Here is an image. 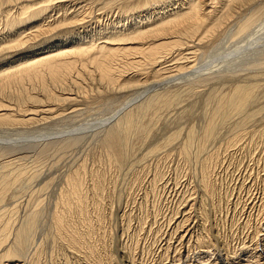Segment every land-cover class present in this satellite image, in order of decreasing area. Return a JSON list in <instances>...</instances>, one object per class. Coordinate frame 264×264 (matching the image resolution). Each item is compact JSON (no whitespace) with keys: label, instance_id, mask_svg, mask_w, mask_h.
<instances>
[{"label":"rangeland","instance_id":"obj_1","mask_svg":"<svg viewBox=\"0 0 264 264\" xmlns=\"http://www.w3.org/2000/svg\"><path fill=\"white\" fill-rule=\"evenodd\" d=\"M66 1L70 2L67 7ZM66 1L56 4L62 11L57 12L55 9L56 11L51 14L54 17L51 19H56L57 15L62 18L66 13H70L72 4L80 3L74 7L83 13L81 15L86 19L84 21L88 27L84 24V27L77 29L78 32L88 31L93 26L98 28L96 25L99 23H102L99 29H103L106 25L116 24L118 21L123 26L133 22L131 19L134 17L125 11L127 6L136 5L129 3L132 0L120 4L121 7L114 1L108 4L104 0ZM104 6L106 9H103ZM13 7L11 14L14 15L18 8ZM250 7L236 9L231 14L234 21L230 18L226 26L227 31L213 42V48L208 44L201 47L194 45L196 47L193 49L197 50L198 56L196 63H193L194 69L188 73L179 70L181 72L176 76L158 78L157 81L151 79L147 70L143 71V67L137 69L140 67L136 68L133 65L130 66L131 71L128 69L126 72L128 65L125 68V60L118 58L114 61V67H118L123 75L120 83L125 79L131 82L128 78H133V81L139 79L145 81L142 87L134 88L129 85L128 89H123L99 81L97 69L89 63H85L87 69L85 67L84 69V65L78 62L79 65L77 63L74 65L77 72L71 75L74 78L71 77L66 82L54 84L45 78L46 91L50 94L52 91L54 96L59 95L58 97L70 100L64 103L57 102L52 106L54 110L52 119L21 128L0 125V177L2 173L9 172L12 182L0 204L2 205L0 210L4 209V215L7 212L3 216L4 220L7 221L11 217L14 225L18 224L19 227L27 214L38 213L37 227L33 231L34 234H31L35 237L34 239L32 236L29 237L31 240L29 239L30 242L27 243L26 259L22 264H89L91 260L85 256L86 250L70 248L68 238L71 233L76 232L85 237L84 246L92 245L101 259L106 260L110 257L113 264H130L131 260H134L135 264H157L162 253L160 249L156 250V246L163 245L164 241L161 243L163 239H169L170 229L176 224L172 222L169 225L170 219L179 206L177 199L172 201L167 196L162 181L170 179L184 182L190 192L194 191L193 197L197 201L196 196H201L199 181L205 168H208L210 180L215 187L214 196L203 198V202H206L204 210L207 217L210 216L208 219L210 223L212 222L213 226L217 224L219 228L217 230L216 227L217 232L220 231L225 237L224 241L229 243L230 249L236 246V240L247 241L253 237L255 221L248 225L249 228L243 229L240 224V214L245 212L242 206L248 204L243 196L245 191L242 192L243 190H238L239 188L236 189L233 185L236 184L238 176L239 178L242 176L245 183L252 177L254 178L252 190L258 192L264 190L262 170L264 137L261 141L257 138L256 132L264 125V0H255ZM118 12L122 13L121 16ZM252 12H256L257 16L254 26L252 25L247 33L236 34L235 23L242 22ZM81 15L79 19L82 18ZM3 18H0L1 23ZM51 19L47 22H52ZM95 20L99 23H95ZM53 24L55 31L51 30L47 34L49 38L46 40L36 38V44L40 47L47 46L60 37L65 38L67 29L57 27V22ZM133 68L146 78L143 76L141 78ZM34 83L25 81L23 84L25 91L34 97L37 96L38 100H45L40 86H37L39 83L36 81ZM237 85L253 88L250 101L243 107L241 113L228 112L231 115L222 118L223 113L216 109ZM18 91H20L18 86L8 88L4 95L0 93V100L5 102V94H13L10 98L12 101L8 99L6 101L14 103V93ZM149 104L155 107L148 111L145 108ZM129 115L135 119L136 126L139 128L141 126L143 130L133 128L131 132L129 131L120 158L122 160L109 159L108 151L103 144L104 139L108 133L114 131V128H122L123 131L122 125ZM219 115L221 118L216 117ZM237 122L248 127L246 130L248 129L249 134L245 136L247 138L243 137L244 140L240 141L242 146L240 142L234 141L242 132ZM207 125L211 129H208ZM134 129H137L136 132ZM189 133L193 135L189 155H178ZM161 144L166 145L167 147H164L167 149L159 152ZM239 145L242 148H239ZM159 146L161 148L158 149ZM153 148L155 152L157 151L156 154L159 152L157 155L149 153ZM199 148L203 150L200 149V152ZM13 174H21V178L13 182ZM72 175L81 182V191L85 196L83 206L86 208L83 207L82 214L76 209L66 210V204L63 203L68 195V181ZM199 205L198 202L197 207ZM58 213L66 223L63 229H58L54 222ZM179 216L181 214H178L177 222L180 221ZM83 218L91 222L90 235L84 233ZM181 231L178 230L176 235L172 236L174 238L170 244L173 247L179 243ZM29 246L31 247L28 248ZM182 251L186 253L185 247Z\"/></svg>","mask_w":264,"mask_h":264},{"label":"bare ground","instance_id":"obj_2","mask_svg":"<svg viewBox=\"0 0 264 264\" xmlns=\"http://www.w3.org/2000/svg\"><path fill=\"white\" fill-rule=\"evenodd\" d=\"M65 1L66 0H0V16L3 18L4 15L2 23L0 20V27H2V29H0V93L1 95H4L3 93L6 92L8 88L10 89L14 86H18V89L20 90L17 93H14V103L11 102L12 100L10 99L13 97V94H5L6 99L11 101H6L5 99L4 102V100H0L1 126L14 128L29 127L34 126L38 122L52 119V116L54 117L52 106L57 102L64 103L70 100L68 98L58 97L59 95L56 97L52 94V91L51 94L46 91V85L44 83L45 78H48L54 84L66 82L69 78L73 77L71 76L74 74L73 72H77L74 70V65L76 66L75 63L78 64V62L81 65H84L83 68L86 66L85 63H89L97 69V75L100 79L99 81L103 83L105 82L109 86L114 85L115 87H123V89H128L129 85L130 87L132 85L134 88L142 87L145 81H139L140 79L133 81V78H128L131 82L128 80L125 81V79L120 83V79L123 78V75H121V71L118 70V67H114V61L118 58L125 60V68L128 65L126 72L129 71L128 69L131 71L133 65H135V67H140H136L137 69L143 67V71L147 70L151 79L155 80L158 78L163 79V77H174L177 73L179 74V72H181L179 70H184L183 72L188 73L191 69H194L195 65L193 63H196V57L198 56L197 50H194L193 48L197 45L201 47L206 44L209 46L212 45L210 48H213V42L227 31L226 26L229 24V21L231 19L234 21L231 14L234 13L236 9L242 10L244 8H249L252 3H255V0H132V2L129 3L136 5L127 6V8H125V11L128 12L129 16L134 17L131 19V21H133L131 24L123 26L120 25L118 21L116 24L106 25L103 29H99V25L102 23H99L100 20L98 19L99 22L95 20V23H99L96 25L98 28L93 26L95 28L92 27L88 31L85 30L78 32V30L84 27V24L87 23L84 21L86 19L81 15L82 12L75 9L76 5H79L80 3L72 4L73 6L70 13H63L65 15L62 16V18L57 15V17H55L56 19H51L53 16L51 14L56 11L55 9H57V12L62 11V8H59L56 4H62ZM92 1L94 2L97 0ZM104 1H107V4L110 1H114L115 4L120 5L129 0ZM66 2L67 5H65V7L70 4L69 1ZM12 6H17L18 8L14 15L11 14V11L14 10L12 9ZM105 6L102 8L106 9ZM76 10L78 13H76ZM128 14L126 15L128 16ZM80 15L82 18L79 19ZM255 15L256 12H252L249 16L247 15L248 17L242 22H236V29L234 32L238 35L247 33L249 28L256 21L257 16ZM49 19H51L52 22H47ZM91 19L93 20V18ZM55 22L58 24L57 27L60 26L62 29H67V32H65L66 35L64 36L65 38L63 39L60 37L58 40H53L47 46L40 47V45H37V37L46 40L48 37L47 34H49L51 30L55 31V26L54 28L52 27V24ZM44 26L46 28H44ZM86 26L88 27L87 24ZM22 29L24 30L20 31ZM58 30H56V32ZM23 35L24 37H22ZM209 46H207V49ZM130 66L132 67L130 68ZM134 68L133 70H135ZM135 71L138 72L137 70ZM130 73L133 74V72ZM138 73L140 74V71ZM131 76L133 77V75ZM142 76L143 75H141V78L144 77ZM144 78H146V76ZM25 81L28 83H34L35 81L36 83L38 82L39 84L37 86H40L39 89L41 88L40 90L42 91L45 100H38L37 96L34 97L27 94L28 92H26L24 88L25 85L23 86ZM248 87L235 86L230 95L225 98L226 100H224V102L220 104L221 106L216 109L224 114H221L222 118L229 117L231 114L228 112H235L236 114L243 111V107L248 105L253 92V88ZM5 96L1 97L5 98ZM152 107L155 106L149 104L145 109L149 111ZM131 115H129L124 121L122 125L124 128L123 131L122 128H119L121 129L120 131H118L119 129L114 128V131L108 133L107 138L104 139L103 144L108 151L109 159L122 160L120 158L122 157V151L125 147V141H127L125 139L128 137V133H130L133 128H139L136 126L135 119L133 120ZM221 116L219 115L216 117L221 118ZM237 125L240 128L239 130L242 131L237 135L238 138L234 139V141L236 140L238 143L240 141L242 142V140H244L243 137L247 136L249 133L247 132L248 129L246 130V128H248L246 127V124L242 125L237 122ZM262 127V129L259 128L260 130H256L257 138L261 139V141L264 137V125ZM207 128L211 129L209 125H207ZM234 129L236 130L237 128L234 127ZM192 139L193 135L189 133L187 138H185V142L181 146L180 151H178V155H187L190 152ZM241 142L240 145L242 146ZM240 145L239 148H242ZM160 146L158 147V149L161 148L159 152L163 149H167L164 147L166 145L161 144ZM156 149L157 148H155V150ZM200 149L202 148H199V150ZM156 152L153 148L149 153L155 155ZM207 169L208 168L204 169V174L199 181L198 187L200 188L199 191L201 196L195 195L197 201L196 198L193 197L194 191L190 192L184 182L180 183L177 180L170 181V179H164L162 181V186L166 189L167 196L170 197L172 201L177 199L176 202L179 203V206L177 205L178 207L176 208L173 218L170 219L169 225L172 222L176 224H173L174 227L170 229L171 232L169 234V239H163L161 241V243L164 241L163 245L156 246V250H161L160 253H162V256H160V262L157 264H264V190L262 189L263 191L260 192L255 189L252 190L254 184V178L252 179V177L249 179L248 183H245L242 176H240L241 178L238 176L236 184H233L236 189L239 188L238 190H243L242 192L245 191L243 196H245V200L248 202V204L245 203L242 206V208L245 209V212H241L240 214V224L244 229L245 227H248L252 221H255V227L253 229L255 233L253 237L248 238L247 241L241 239L237 242L236 240V246H233L234 248L230 249L228 248L229 243L227 244L226 240L224 241L225 237L220 234V231L217 232L219 229L217 224L215 223V226H213V224H211L212 222L210 223L208 220L210 216L208 215V218L206 211L204 210L206 202H203V198L210 197L215 191V187H213L214 185L211 182L212 180H210V173ZM262 170L264 173V166ZM8 173H2L3 175L0 177V204L3 202L5 192H7L12 183ZM13 175V182L14 180H19L21 178V174ZM68 187V195L66 194L67 196L63 200V203L66 204L65 207H67L66 210L70 211L76 209V211L78 210L82 214L83 207H85L83 206L85 196H83L81 191V182L77 180L76 176L72 175V177L69 178ZM238 193H240V191ZM236 197L238 198V194ZM198 202L200 204L199 207H197ZM1 206L2 205H0V207ZM0 211V262L7 264H22L26 259L25 252L27 249V243L31 240L29 237H35L31 234L37 227L36 218L38 217V213L27 214L24 222L18 227V224L14 225L15 222L11 220V217L5 221L3 216H5L7 212L4 215V209H1ZM178 214H181V216H179L180 221L177 222ZM193 219H196V221ZM82 220L85 221L84 233L90 235L92 233L91 222L86 221L84 218ZM64 221L61 214L58 213L55 215L54 222H56L58 229H63L66 225ZM178 230H182V235L179 236V243L177 246L175 245L176 247H173V245L170 244L174 238H172V236L176 235ZM68 239L69 242H67L69 243L70 248L74 250H86L85 256L91 260L89 261V264H113L110 257L106 258V260L101 259L97 253L98 251L96 252L92 245L90 246L86 244L84 246L85 237H81L77 232L71 233ZM30 247L31 246L28 248ZM183 247L186 249L185 254L184 251H182ZM130 264H135V261L131 260Z\"/></svg>","mask_w":264,"mask_h":264}]
</instances>
